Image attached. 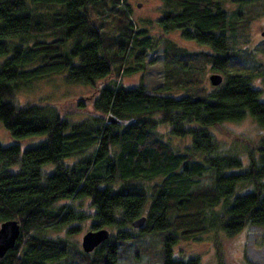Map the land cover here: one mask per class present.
<instances>
[{
    "label": "trees",
    "instance_id": "trees-1",
    "mask_svg": "<svg viewBox=\"0 0 264 264\" xmlns=\"http://www.w3.org/2000/svg\"><path fill=\"white\" fill-rule=\"evenodd\" d=\"M161 1L163 32L210 47L195 53L165 39L163 90L180 92L104 81L91 115L72 122L54 103L16 104L17 93L52 73L92 85L130 72L121 68L123 54L149 45L146 29L133 27L123 0H0V56L7 55L0 63V122L14 140L0 143V223L16 218L21 224L16 246L0 264H125L154 252L138 244L144 234L161 238L159 264H198L197 257H174V244L208 230L235 235L248 224L264 227V136L243 138L244 164L213 130L246 118L264 128V100L245 71L253 55L232 44L264 0ZM110 8L119 35H108L100 22ZM206 64L226 76L209 90L198 80ZM161 122L175 136L191 137L190 145L174 150L156 132ZM33 135L42 141L21 149L19 142ZM206 177L209 183H202ZM85 202L93 210L91 229L113 226L119 233L90 253L44 233L77 230ZM142 214L141 232L122 228Z\"/></svg>",
    "mask_w": 264,
    "mask_h": 264
},
{
    "label": "rangeland",
    "instance_id": "rangeland-1",
    "mask_svg": "<svg viewBox=\"0 0 264 264\" xmlns=\"http://www.w3.org/2000/svg\"><path fill=\"white\" fill-rule=\"evenodd\" d=\"M120 6L125 9L126 14L128 13L127 16L133 27L137 29L145 28L149 38V45H144L145 48L133 53L125 52L123 54L121 68H128L130 72L121 71L117 76L112 75L103 81L96 80L92 85L87 83H68L65 81L66 73H52L48 77L32 80L28 85L23 86L16 95V104L25 105L30 102L38 104L54 103L59 108L58 110L68 116V119L72 122H81L84 118L91 115L93 98L98 95V89L103 86L104 81L112 80L118 85L129 87L144 83L154 93L156 91L166 94L172 93L173 95L179 93L180 91L176 92L171 88L163 90L166 88L165 75L167 71L165 68L166 58H164L163 53L165 51V39L169 38L179 47L184 48L185 51L188 50L195 53L199 51L207 52L210 47L200 45V43L190 39H184L179 35L178 31L163 32L158 25V19H161L166 5L161 0H123V2H120ZM228 7L232 9L233 5L230 3ZM114 11L115 8L103 10L99 17L101 19L100 22L104 23L107 34L110 36L119 35L121 32L114 27V22L117 20ZM257 11L254 19H251L247 26L238 29L236 36L232 38V44L234 49L241 50L243 53L251 52L253 55V59L247 61L245 71L249 74L251 73L252 82L259 89L262 96L261 100H264V36L260 32L264 23V8L259 7ZM6 57L7 55L0 56V63ZM260 62L261 66L258 68L253 67L254 64L256 65ZM212 72L221 73L224 76L223 72L214 70L211 64H206L204 69L199 71L198 80L208 90L216 88L210 83L209 74ZM225 78L226 76H224ZM213 130L217 140L223 143L222 145L228 153L235 150L238 157L244 161V164L248 160L246 157L247 151L242 147L243 138L255 141L264 136V128L258 127L254 119L251 118H246L238 123L236 121L225 122L221 128H214ZM8 132L0 122V143L9 145L14 141ZM156 132L159 133L163 141L170 143L174 150L180 151L191 143V137L175 136L170 132V126L163 122L158 124ZM42 139L43 137L33 135L32 137L23 138L19 144L21 149H24L35 144L38 145ZM45 169L49 173L54 171L50 165H46ZM201 182L209 183V179L206 177ZM244 189L242 188L241 192H244ZM82 208L85 212V217L76 225L77 230L70 231L69 226H61L60 228L57 227V229L48 227L44 233L53 239L58 237L65 238L67 241L77 244L78 248H82L81 236L91 229L90 225L95 221L92 215L93 210L87 202L83 204ZM122 228L129 233L137 234L141 232L140 228H135L132 224ZM107 229L110 230V235L117 234L120 231V229L113 226ZM160 241L161 238L157 234H144L142 242L140 241L138 244L150 245L155 249L154 252L148 254L145 251L140 253L138 257L136 256V258H131L123 263L144 264V262L148 261L153 262V264H159V259L157 258L161 247ZM173 256L184 260L197 257L198 264H219V262H222V264H246L249 260L254 264H264V227L248 224L237 231L235 235H226L220 230H208L203 234H198L194 239L178 241L173 246Z\"/></svg>",
    "mask_w": 264,
    "mask_h": 264
},
{
    "label": "water",
    "instance_id": "water-1",
    "mask_svg": "<svg viewBox=\"0 0 264 264\" xmlns=\"http://www.w3.org/2000/svg\"><path fill=\"white\" fill-rule=\"evenodd\" d=\"M262 35H264V23L262 24V29L260 31ZM210 83L213 86H219V84L224 79V76L221 73H210ZM109 121H115L113 116H108ZM147 220L144 214H142L138 219L132 221V225L135 228H140L144 221ZM21 224L19 221L14 219H5L0 223V259L4 257L6 252L9 249L14 248L16 245L17 238L20 234ZM110 236V230L104 227H99V229L93 230L89 229L85 234L81 236V247L84 252L90 253L93 249H95L100 243L108 239Z\"/></svg>",
    "mask_w": 264,
    "mask_h": 264
},
{
    "label": "bare ground",
    "instance_id": "bare-ground-1",
    "mask_svg": "<svg viewBox=\"0 0 264 264\" xmlns=\"http://www.w3.org/2000/svg\"><path fill=\"white\" fill-rule=\"evenodd\" d=\"M4 257H5V255H4ZM4 257H3V258H4Z\"/></svg>",
    "mask_w": 264,
    "mask_h": 264
}]
</instances>
